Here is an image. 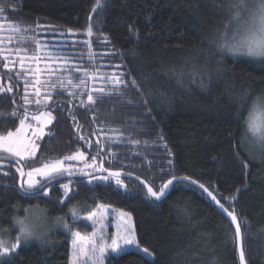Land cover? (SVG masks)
Masks as SVG:
<instances>
[{"label": "trees", "instance_id": "1", "mask_svg": "<svg viewBox=\"0 0 264 264\" xmlns=\"http://www.w3.org/2000/svg\"><path fill=\"white\" fill-rule=\"evenodd\" d=\"M227 3L102 0V8H96V0H8L4 16L29 35L41 26L48 32L70 30L79 41H87L67 50L71 67L77 62L84 64L78 67L81 71L103 70L99 74L106 77L123 74L121 79L135 78L140 86L137 91L129 83L122 96L113 88L112 95L94 94L97 102L89 104L88 85L73 87L65 79L68 71L56 72L48 85L60 77L65 87L57 85L54 91L50 87V102L33 112H51L55 119L39 144L35 162L22 163L27 172L29 166L40 167L80 150L98 157L104 169L131 173L154 190L173 177H189L234 211L247 264H264V157L252 155L245 146L249 108L264 95V61L235 59L219 50L218 32L229 20ZM2 72L9 73L1 66ZM80 72L71 73L73 84L83 80L75 76ZM18 78L11 77L14 93H0V133L19 126V119L10 116L14 108L24 106ZM24 107L28 113V106ZM113 129L141 141L140 145L105 139L114 135ZM4 164L0 229L8 235L16 234L14 218H23L30 208L72 223L73 207L80 217L105 205L130 214L139 246L154 257L149 260L130 251L111 256L106 264H239L233 227L203 192L185 183L166 189L160 200L127 179L126 192L99 179L77 180L65 198L60 187L69 181L65 180L50 186L48 196L28 197L19 191L16 166ZM54 236L21 245L3 264H72L70 234H59L58 241Z\"/></svg>", "mask_w": 264, "mask_h": 264}, {"label": "snow or ice", "instance_id": "2", "mask_svg": "<svg viewBox=\"0 0 264 264\" xmlns=\"http://www.w3.org/2000/svg\"><path fill=\"white\" fill-rule=\"evenodd\" d=\"M8 3V0H0V13L5 11V4ZM102 0H96V8H102ZM95 11V8L93 9ZM227 11L229 14V20L225 23L224 30L218 32L219 39L221 43L218 45L220 51H226L233 54V56H247L250 58H262L264 59V0H228ZM88 34L91 35V27H89ZM7 59V57H5ZM5 68H8V65H4ZM21 68H23V61L21 59ZM61 71H68L69 75L65 77L67 83L73 87L85 86V81L80 80L79 84H73L71 78L72 72H80V68H73L70 65L66 64L65 68L60 69ZM55 71V70H53ZM88 75L87 72L84 73ZM121 75H112L108 77L112 81L113 89L117 95H123V88H127L129 83L132 87L136 88L137 91H140V86L137 83L135 78L131 80L121 79ZM182 75V74H179ZM93 80L96 79L95 76L91 77ZM103 79V77H101ZM36 84H40V81L37 80ZM59 85L60 88H64L65 84L60 77L56 78V82L50 84L51 89L54 91ZM204 85H202L203 87ZM100 94L112 95V91H105V88L101 87L98 90ZM12 93L13 87L11 82L5 87L2 82H0V93ZM72 93H69L71 95ZM143 103L146 108V114L151 113V109L147 107L148 101L143 98V92L140 93ZM33 96L34 99L29 100L27 93V84H25V94L22 97L24 106L28 104H34L40 106L41 104H47L52 96L50 94H45L43 99H41V88L33 87ZM87 101L89 104H95L97 101L94 98L91 92L87 94ZM131 103V101H128ZM15 103V101H14ZM21 106L20 109L14 108L10 113V116L13 118L19 119V126L15 130H8L5 133H0V151L7 153L10 157L15 158V163L19 165L16 167V172L19 173L20 183L19 189L23 192L25 196L34 197L37 195L48 196L50 185L53 180L58 178H63L65 176L71 177L74 171H77L73 168L72 164H66V161H86L87 157L83 151L77 150L75 153L65 156L63 159L52 160L47 163H43L40 167H30L27 172L24 169V163L28 162L29 165L35 162V154L38 148V145L34 140L30 139L28 136V131L32 128V125L26 123L29 119L26 107ZM0 118H3V114H0ZM34 121H38L41 126L35 128L32 131V136L37 139L41 138L44 135V127L51 124L55 117L52 116L51 112H42L39 116H33L31 118ZM246 127V136H250L252 141L255 143V146L260 150L264 151V98L257 97L253 104L249 108V113L245 119ZM101 134L103 130L100 129ZM114 135L105 136V139H110L114 143H121L127 141L133 146H139L141 141L132 140L130 137L125 138L122 132L119 130H112ZM95 135V133H93ZM162 138V137H161ZM81 140L84 139L83 136L80 137ZM97 145L99 146V138H97ZM146 143V142H145ZM91 147V143L88 144ZM103 151V149H100ZM111 154V153H110ZM238 155V154H237ZM93 163H85V168H95L96 167V158L93 157ZM244 165V168L247 169V163L241 161ZM147 163H151L147 161ZM2 167V165H0ZM104 172H107V175H102L99 177H94V179H99L106 182H114L119 189H123L125 192L128 189V185L124 183L122 175H125L121 171H109L108 169H102ZM83 172V169H79ZM7 175V173H3ZM85 176L89 173H84ZM131 176V173L126 174ZM26 177V179H25ZM39 177L40 179H37ZM138 179V178H137ZM176 177H173L175 180ZM189 177L180 178L181 181L189 180ZM173 180H169L167 184H163L159 187V190H154L151 186L147 187V192L151 197L159 200L165 195V190L169 185L173 183ZM91 181H89L90 183ZM193 183H198L193 181ZM72 181L69 180L68 183L60 184V187L63 189V195L65 198H68L69 193L72 191ZM200 188H204L202 184L199 185ZM207 191V189H205ZM239 191V189L237 190ZM209 196L213 200H216L215 196L209 192ZM230 199H235L232 197ZM219 204V201H216ZM220 207L223 209V205ZM105 205H97L96 210L91 212L85 217H79V213L75 207L70 209L72 214L73 222L76 223L78 220L88 221L93 227L99 223V232L100 235L97 237L96 232L92 233V237L85 238L81 235L80 232H74L73 235V255H72V264H105V261L110 255L119 256L127 251L129 246H134L143 252L145 255H153L149 252L147 248H140L139 242L136 239L134 228L129 227L126 229V235H121L118 231L115 237H108V240L111 242L108 243L105 240L103 230L104 223L102 218L105 212ZM227 215L231 217L232 222L235 223V237L238 240L239 246V259L240 264H247L246 253L244 248V236L241 232V226L235 215L234 211H228ZM121 221L125 217H128L130 220V214L120 213ZM58 222L63 225V227L71 231L70 226L64 221L63 217L57 218ZM14 224L18 226V235L15 238L14 243L6 244L4 240H0V264H3V261L7 257H11L17 254V249L21 247L22 242H27L35 235L34 228L28 221L27 217L14 218ZM119 228V226H118ZM39 238V237H37ZM122 241V243H121ZM91 253V256H89ZM81 256H84L86 259L81 262Z\"/></svg>", "mask_w": 264, "mask_h": 264}, {"label": "rangeland", "instance_id": "3", "mask_svg": "<svg viewBox=\"0 0 264 264\" xmlns=\"http://www.w3.org/2000/svg\"><path fill=\"white\" fill-rule=\"evenodd\" d=\"M49 28L48 30H50ZM22 29L23 28L18 27L14 23L8 21L6 17L4 16V12L0 13V67L2 66L5 71H9L8 74L6 72L1 73L4 75L6 74L5 76H7L8 78L3 77L0 74V82H2L3 85L6 87L7 84L11 82V77H14V75L15 76L17 75V78L19 77L18 80L23 83L22 88L24 90V94H25V84H27V93H28L30 101L34 99V96H33L34 86L41 88V99H43V96L45 94L50 93L49 92L50 85H48V83L50 82L49 78H53L57 74L56 72H59L61 71L60 69L66 67V64L70 65L69 63L70 61L67 62L68 60H70V57L66 56L67 50L79 47L80 46L78 44L79 42L86 44L87 41L84 39L79 41L80 39L76 38L77 34L70 30L61 31L55 28V30H50V32H48L46 29H43V27L40 26V27H37V29L35 28L37 31L33 30L36 33L34 36H31L28 34L30 32H25V30H22ZM27 44L30 46H27ZM75 53H77V51H75ZM226 54L235 59L264 61V59L262 58H250V57L243 56V55L233 56V54L230 52H226ZM5 57H7V59H5ZM78 58L79 57H74L73 59L76 60ZM21 59L23 61V68H21ZM73 63L74 64L72 67L74 68H78L79 66L84 65V64L77 63V62H73ZM5 64L8 65V68L4 67ZM15 70H18L21 72H18L15 74ZM90 70L92 69H89V70L83 69L80 73H77L75 75L85 81V86L88 85L87 87L88 91L91 92L93 95L95 94L96 96H99L101 94H98L99 92L94 91V89L98 90L99 88L103 87L105 88L106 92L111 91V89L113 88V84L111 83V80L108 79V77H106L105 75L99 74L100 72L105 73V71L103 70L90 71ZM85 72H87L88 75H85L84 74ZM93 76L96 77L95 80L91 78ZM101 77H103V79ZM37 80L40 81V84H36ZM12 87H13L12 93H14L15 91H14L13 84H12ZM261 98H264V95ZM26 106H28L29 108V112H28L29 119L26 121V123H29L32 125V128L28 131V136L30 139L34 140V142L38 145V148L35 154V157H36L39 151V144L45 137L47 129L50 127V125L53 123L54 120L52 121L51 124L44 127V135L41 138L37 139L36 137L32 136V131H34L35 128L41 125L39 124L38 121H34L31 118L33 116H39L42 113L40 112L37 115L33 113V112H36V109L42 106V104L40 106H36L30 103ZM44 112H47V111H44ZM99 138L101 141H103L104 137L102 134H100ZM245 146L247 147L248 151L252 155L258 154L257 157L258 158L260 157L261 159L264 157V151L260 150L258 147L255 146V143L252 141L250 136H246ZM84 153H85V156L87 157L86 161H66L65 162L66 164L68 163L72 164L73 168L77 170V171H74L73 175L78 176V178L66 179V180H72V185H74V182L77 180H91V179H94V177L102 176V175H97V176L90 177L91 174H95L96 172L100 171L101 161H99L100 159L98 157L96 158V156H94L96 158V161H95L96 167L95 168H85L84 167L85 163H88V164L93 163V159H92L93 157H91L89 153H86V152ZM1 155L10 157L7 153L0 151V156ZM262 160H264V158ZM0 165H2L1 168H4V166H6L4 162L3 164H0ZM79 169H83V172L79 171ZM84 173H89V175H87L88 177L81 178V176H85ZM37 179H40V178L37 177ZM123 180H124V183L127 185L125 181L126 179H123ZM109 183L115 185L114 182H109ZM115 187L118 188L116 185ZM51 190H52V187H50L49 194ZM119 190L124 191L123 189H119ZM121 212L126 213L124 211H121L113 207H106L105 209V212L102 218V222L105 225L103 234H104L105 240L108 243L111 242L110 240H108V237H115L118 231L120 232L121 235H126L127 234L125 231L126 229H128L129 227L134 228L131 216H130V220L128 219V217H125L124 220L121 221V217H120ZM24 217H27L28 221L33 226L35 235L33 236V238H31L27 242H22L21 245H27L30 243L32 244V243H37V242L42 243V242L49 240L51 235H54V234H55L54 237H56L57 241H58L57 237L59 236V234H66V235L70 234L72 240H73L72 233L74 232H80L81 235H83L85 238L92 237V233L94 231L96 232L97 237L100 235L99 223H97L95 227H93L91 223L88 221L78 220V222L76 223H74L73 221L72 223H68L63 218L64 221L71 228V231H69L65 229L61 223L58 222L57 218L60 216H55L53 218H50L46 214L45 210L40 209V208H30V209L25 210ZM80 217L82 218L85 216H80ZM17 235H18V226H17L16 234L14 236L8 235L6 232H3L0 229V240H4L6 244L14 243ZM135 236H136V233H135ZM130 251L139 253L140 255H142L143 257L149 260H152L154 258L153 255H145L143 252L139 251V249L134 246H129L127 248L126 252H130ZM72 255H73V246L71 249V259H72ZM89 256H91V253H89ZM111 256H115V255H110L108 259ZM80 259H81V262H83L86 258L84 256H81ZM108 259L105 261V264L108 261Z\"/></svg>", "mask_w": 264, "mask_h": 264}, {"label": "water", "instance_id": "4", "mask_svg": "<svg viewBox=\"0 0 264 264\" xmlns=\"http://www.w3.org/2000/svg\"><path fill=\"white\" fill-rule=\"evenodd\" d=\"M78 129H79V125H77V128H76V134H77V132H78ZM0 161L1 162H8V163H12V164H14V165H16L17 167H19V165L18 164H16L15 163V159H13V158H10V157H7V156H0ZM102 169H104V166H103V163H102ZM101 168V167H100ZM25 172H26V170H25V168L23 169ZM122 172V171H121ZM122 173H124L125 175H122V179H127V180H134V181H136V182H138V183H140L146 190H147V187L148 186H150L146 181H144V180H142V179H140V178H138V177H136V176H134V175H131L130 177L129 176H127L126 174H128V173H125V172H122ZM97 175H107V172H104V171H102L101 169H100V171H98V172H96L95 174H91L90 175V177H93V176H97ZM86 177H88V176H81V178H86ZM26 178V177H25ZM73 178H78V176H74V175H72L71 177H68V176H65V177H63V178H58V181L57 180H53L52 182H51V185L52 184H54V183H56V182H60V181H63V180H66V179H73ZM138 178V179H137ZM21 179V178H20ZM171 180H173V179H171ZM193 181H195V180H192V179H189V180H183V181H181L180 180V178H176L175 180H173V183L171 184V185H169L168 186V188L167 189H171V188H173L174 186H175V184L176 183H185V184H187V185H189V186H192V187H194V188H196V189H198V190H200L201 192H203L206 196H207V198L214 204V206L225 216V218L229 221V223L231 224V226L233 227V229H234V232H235V223L234 222H232V220H231V217H229L228 215H227V212H225L224 211V209H227L225 206L223 207V209L220 207V205H221V203L219 202V204L216 202V201H218L217 200V198H216V200H213L212 199V197L211 196H209L208 195V193L210 192L205 186H204V188L202 189V188H200L199 187V185H200V183L198 182V183H193ZM197 182V181H196ZM19 183H20V180H19ZM19 183H18V188H19ZM167 184V183H166ZM205 189H207V191H205ZM19 191L21 192V193H23L20 189H19ZM211 193V192H210ZM212 194V193H211ZM212 196H214L213 194H212ZM160 199H162V197L160 198ZM159 199V200H160ZM228 210V209H227ZM229 211V210H228ZM238 219V218H237ZM239 221V220H238ZM240 223V222H239ZM241 232H242V228H241ZM243 233V232H242ZM236 244H237V253H238V259H239V246H238V240L236 239ZM239 264H240V259H239Z\"/></svg>", "mask_w": 264, "mask_h": 264}]
</instances>
